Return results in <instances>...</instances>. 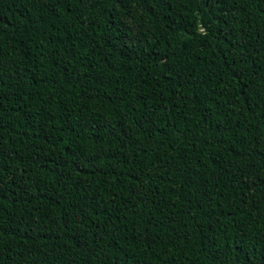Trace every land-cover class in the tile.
<instances>
[{"label":"trees","instance_id":"trees-1","mask_svg":"<svg viewBox=\"0 0 264 264\" xmlns=\"http://www.w3.org/2000/svg\"><path fill=\"white\" fill-rule=\"evenodd\" d=\"M0 264H264V0H0Z\"/></svg>","mask_w":264,"mask_h":264}]
</instances>
